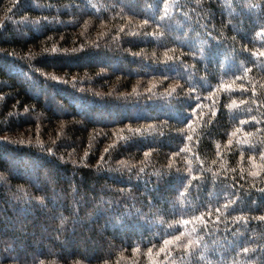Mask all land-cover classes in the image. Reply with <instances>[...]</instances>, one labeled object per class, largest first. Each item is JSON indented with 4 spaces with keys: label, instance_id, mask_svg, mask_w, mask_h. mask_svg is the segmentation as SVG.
Masks as SVG:
<instances>
[{
    "label": "trees",
    "instance_id": "1",
    "mask_svg": "<svg viewBox=\"0 0 264 264\" xmlns=\"http://www.w3.org/2000/svg\"><path fill=\"white\" fill-rule=\"evenodd\" d=\"M261 216L264 0H0V264H264Z\"/></svg>",
    "mask_w": 264,
    "mask_h": 264
},
{
    "label": "snow or ice",
    "instance_id": "2",
    "mask_svg": "<svg viewBox=\"0 0 264 264\" xmlns=\"http://www.w3.org/2000/svg\"><path fill=\"white\" fill-rule=\"evenodd\" d=\"M260 219L264 220V216H261ZM166 243H167V241H166ZM245 251H247V249H245Z\"/></svg>",
    "mask_w": 264,
    "mask_h": 264
}]
</instances>
